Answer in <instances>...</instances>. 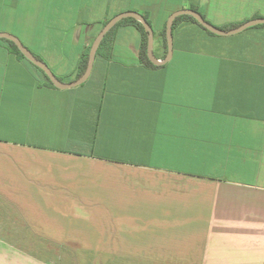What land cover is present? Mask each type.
<instances>
[{"label":"crops","instance_id":"obj_1","mask_svg":"<svg viewBox=\"0 0 264 264\" xmlns=\"http://www.w3.org/2000/svg\"><path fill=\"white\" fill-rule=\"evenodd\" d=\"M183 8L217 27L264 17V0H0V32L69 82L123 12L147 17L164 58ZM140 43L121 23L110 56L59 89L0 37V264H264V26L182 19L157 68Z\"/></svg>","mask_w":264,"mask_h":264},{"label":"water","instance_id":"obj_2","mask_svg":"<svg viewBox=\"0 0 264 264\" xmlns=\"http://www.w3.org/2000/svg\"><path fill=\"white\" fill-rule=\"evenodd\" d=\"M180 15L192 16L203 27H205L207 30H209L210 32H212L216 35H233V34H236L238 32H241V31L247 29L248 27L255 26L258 24H264V17H257V18L247 20L243 23H240L235 27H232L229 29H223V28L217 27L214 24L208 22L198 11H196L194 9H191V8L179 9L177 11L172 12L166 20L165 36H166V42H167V52H166L164 58L160 59V58L156 57V55L154 54V50H153L154 32H153L152 26L148 23V21L144 18V16L138 12H135V11L123 12V13H120V14L113 16L103 25V27L98 32V34L96 35V37L94 38V40L90 46L89 53H88L87 65H86L85 70L83 71V73L80 76H78L77 78H75L74 80L69 81V82H64V81H61L60 79H58L54 75L52 70L49 68V66L45 62H43L42 60L37 58L26 46H24L22 44L20 39L18 37H16L15 35H12V34L6 33V32H0V37L5 38V39H9L10 41H12L17 46L19 51L24 55V57L27 60H29L32 64H34L35 66L40 68L56 88L66 89V88L78 86V85L84 83L88 79L90 72H91V69H92V66H93L94 59H95L96 54H97V49H98L102 39L104 38L105 34L118 21H120L124 18H128V17L134 18V19L138 20L143 25V27L147 33L146 51H147V56H148L149 60L155 65L165 64L166 62H168L170 60L171 55H172V26H173V23H174V20L176 19V17H178Z\"/></svg>","mask_w":264,"mask_h":264},{"label":"trees","instance_id":"obj_3","mask_svg":"<svg viewBox=\"0 0 264 264\" xmlns=\"http://www.w3.org/2000/svg\"><path fill=\"white\" fill-rule=\"evenodd\" d=\"M144 18L147 20V17L146 16ZM182 19H189L192 22H194V23L198 24L199 26H201L208 33L215 35L214 33H212L209 30H207L205 27H203L195 18H193L190 15H180V16L176 17V19L174 20L173 26H172V30L179 23V21H181ZM124 22H127L129 24H133L139 30V32L141 34V43H140V49H139V60H140L141 64L144 65V66H146V67H150V68H157V67H159L158 65L153 64L149 60V58L147 56V51H146V48H147V33H146L143 25L138 20H136L134 18H131V17L124 18V19L118 21L105 34L104 38L102 39V41H101V43H100V45H99V47L97 49V54L104 55V56H107V57L110 56L111 49H112V44H113V39H114L115 29H116V27L118 25H120L121 23H124ZM148 23L150 24V21H148ZM237 25L238 24H230V25H226V26H223V27H220V28L229 29V28L235 27ZM259 25L264 26V24H259ZM161 38H162L163 49H164V52L166 54V52H167V42H166V36H165V26L161 30ZM6 40L9 42L12 50H14L21 58L26 59L24 57V55L19 51V49L17 48V46L12 41H10L9 39H6ZM89 49H90V46L85 50V52L82 53V55H81V57H80V59L78 61V69H77L76 77L80 76L83 73V71L85 70V68H86L87 60H88ZM27 61L30 62L29 60H27ZM32 65H34V64H32ZM35 67L43 73V75L45 76L48 84L50 86L54 87V85L49 80V78L44 74V72L40 68H38L37 66H35Z\"/></svg>","mask_w":264,"mask_h":264},{"label":"rangeland","instance_id":"obj_4","mask_svg":"<svg viewBox=\"0 0 264 264\" xmlns=\"http://www.w3.org/2000/svg\"><path fill=\"white\" fill-rule=\"evenodd\" d=\"M252 27V26H251ZM231 38V37H230ZM155 49V48H154ZM155 52L157 55H160V57H163L165 55L164 49L162 51L160 46H156ZM41 72V71H40ZM37 264H41V261L38 259ZM62 264H81L80 259L76 255H69L68 258H66Z\"/></svg>","mask_w":264,"mask_h":264}]
</instances>
